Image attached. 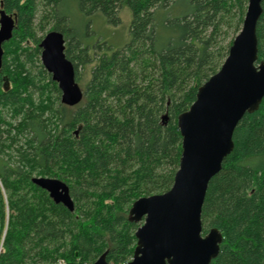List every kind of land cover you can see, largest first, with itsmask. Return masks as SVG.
Segmentation results:
<instances>
[{"label": "trees", "instance_id": "1", "mask_svg": "<svg viewBox=\"0 0 264 264\" xmlns=\"http://www.w3.org/2000/svg\"><path fill=\"white\" fill-rule=\"evenodd\" d=\"M64 1L0 0V10L15 17L0 68V264H93L103 254L110 264L131 260L139 225L128 211L171 188L181 156L177 117L220 69L248 4L72 0L85 17L100 14L114 26L121 7L130 10L129 42L101 50L102 43L83 45L59 15ZM49 24L63 34L76 82L77 67L92 65L73 107L61 103L40 62L35 29ZM256 38L264 61V0ZM232 139L207 187L202 234L214 228L222 235L210 264H264V98ZM33 177L63 182L73 212L54 204Z\"/></svg>", "mask_w": 264, "mask_h": 264}, {"label": "water", "instance_id": "2", "mask_svg": "<svg viewBox=\"0 0 264 264\" xmlns=\"http://www.w3.org/2000/svg\"><path fill=\"white\" fill-rule=\"evenodd\" d=\"M263 0H248L239 33L220 69L197 90L195 101L177 117L181 156L171 188L131 205L128 220L139 224L136 245L126 264H210L219 253L222 235L214 228L202 234L201 209L210 180L233 151V132L245 114L258 110L264 98V61L258 62L256 25ZM15 17L0 10V68L3 45L12 37ZM40 62L60 91L63 105H78L83 92L73 64L65 57L58 31L40 41ZM163 121L166 116H163ZM31 182L54 204L73 212L67 186L46 177ZM93 264H110L101 255Z\"/></svg>", "mask_w": 264, "mask_h": 264}, {"label": "rangeland", "instance_id": "3", "mask_svg": "<svg viewBox=\"0 0 264 264\" xmlns=\"http://www.w3.org/2000/svg\"><path fill=\"white\" fill-rule=\"evenodd\" d=\"M58 12L60 16H67L69 18L72 28H74L76 33L79 35L78 37L83 45L87 43L89 46H94L98 43H102L104 45L100 47L101 50H106L107 48L111 50H117L129 42L131 13L126 6L121 7L118 14L119 23L115 26L107 23L100 14L93 15L90 18L85 17V15L80 12L77 5L72 0L61 3L58 8ZM41 14V8H39L36 17V24H38ZM46 14L50 16V12L48 10ZM51 26L52 24L46 25L43 32H40L38 28H36V38L42 39L50 31ZM228 36L229 38L224 43V45H226L232 37L231 31L229 32ZM83 37L87 41H85ZM27 43L30 44L28 40ZM91 67L92 65H79L77 67V84L82 91L85 90V86L89 81ZM62 262L63 261H61V263Z\"/></svg>", "mask_w": 264, "mask_h": 264}, {"label": "built area", "instance_id": "4", "mask_svg": "<svg viewBox=\"0 0 264 264\" xmlns=\"http://www.w3.org/2000/svg\"><path fill=\"white\" fill-rule=\"evenodd\" d=\"M59 264H65V263L64 262H62V263L60 262Z\"/></svg>", "mask_w": 264, "mask_h": 264}]
</instances>
